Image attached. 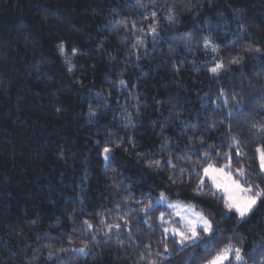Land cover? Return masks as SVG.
I'll list each match as a JSON object with an SVG mask.
<instances>
[{"label":"trees","instance_id":"16d2710c","mask_svg":"<svg viewBox=\"0 0 264 264\" xmlns=\"http://www.w3.org/2000/svg\"><path fill=\"white\" fill-rule=\"evenodd\" d=\"M169 3L176 5L179 22L161 16L153 43L150 33L130 28L133 21L137 27L151 22L142 16L151 9H138L135 0H0V264H147L139 254L145 244L158 247L159 231L135 224L142 218L131 200L130 208L115 206L130 197L146 202L161 191L169 200L215 210L214 223L222 230L217 238L242 240L247 264L264 261V247H258L264 245V204L245 221L222 217V202L193 199L187 177L166 165L148 166L154 160L172 159L181 168L195 162L198 157L185 151L190 137L219 145L233 95L243 105L234 132L242 128L247 138L253 120L264 122V0ZM157 4L163 7L164 0ZM186 33H194L193 48L184 46ZM135 35L146 39L147 48L131 49ZM204 36L219 45L217 59L236 56L241 63H226V71L211 77ZM221 88L229 93L228 108L217 99ZM113 142L120 147L106 162L100 153ZM260 143L246 139L249 166L255 167L252 156ZM109 210L133 220L135 242L123 228L119 237L103 235L96 213H104L106 223L117 222ZM160 211L149 216L155 219ZM84 220L95 225L96 241L82 227ZM69 239L71 248L87 242L89 254L57 251ZM193 252L194 264H200L203 246L175 252L170 264H192Z\"/></svg>","mask_w":264,"mask_h":264},{"label":"snow or ice","instance_id":"6c2138e0","mask_svg":"<svg viewBox=\"0 0 264 264\" xmlns=\"http://www.w3.org/2000/svg\"><path fill=\"white\" fill-rule=\"evenodd\" d=\"M135 6L138 9H144L148 11L147 15H143L144 21H151L146 25L137 27L135 21L130 25V28L135 33H150L153 43L159 35L160 17L170 24L178 23L177 19V7L174 3H169V0H164V6L159 7L157 0H149L148 3H144L143 0H135ZM166 10V11H165ZM186 11H191L190 8H186ZM221 16L223 14H220ZM244 26H240V31H244ZM239 33H237L238 35ZM184 46L186 48H193V36L194 33L184 34ZM124 40H128L127 36L122 37ZM204 51L212 53L211 63L213 66L207 68V72L211 77L216 78L221 75L223 71H226L225 64L239 65L241 59L233 56L228 59L220 57L217 59L220 51L219 45H212L210 39L207 36L202 37ZM130 47L133 50H139L141 48H147L146 39L141 35H135L130 41ZM61 54H64V46H60ZM78 49H72V54L76 55ZM249 52L262 53V49L259 47L248 48ZM136 51L129 52V55H135ZM67 61V57L65 58ZM68 71H73V67L69 64ZM179 73L180 68L175 69ZM122 86L127 85V81H117ZM97 95H100L99 93ZM205 93V97H207ZM229 93L221 88L217 95L218 100H222L224 106L228 108ZM233 107L229 108L224 113L223 118L228 119L229 123L226 125L224 132L221 136L224 140L217 145L216 143H207L203 137H200L198 141L193 142L190 137L188 144L185 147L186 152H191L193 156L198 159L193 162L191 160L185 161L186 167H179L178 164L173 163L172 159H166L164 161L154 160L149 161V167L161 168L166 165L172 169L178 171L181 177H187L188 184L191 186L193 193V199L208 198V200L215 201L217 204L222 202L223 211L219 214L222 217L231 218L235 216L238 222L245 221L249 218L261 204H264V143H260L255 147L252 159L255 162V167L247 164L248 151L246 150V139L252 141L264 142V122L252 121L249 128V136L247 138L242 137L241 131L234 132L233 124L236 123L235 117L238 114V110L243 108V105L232 96ZM217 107L219 105H216ZM264 108V106H260ZM95 113L90 110L89 115ZM131 122V121H129ZM214 123L209 127H214ZM237 127L240 125L237 123ZM257 130L260 135H256L251 130ZM111 135V133L109 134ZM113 147L105 146L101 155L104 160L109 161L114 148H119L120 144L114 143ZM171 150L169 149V152ZM141 156L143 154H140ZM177 159H181L177 157ZM171 183H175V179L172 176L168 177ZM179 195V194H177ZM130 200L139 206L138 212L142 219H136L135 224L138 225L141 222L146 225L149 232L155 233L159 231L160 236L156 240L158 247L152 249V244H145V252L139 254L140 261H147V264H170V258L173 257L175 252H183L188 248H200L206 253L200 260V264H247V259L242 247L243 241L240 240L236 243L233 237H225L223 240L217 238V232L222 231L218 229L217 223H214L215 210L205 211L203 207L197 206L194 202H184L181 200H169V196L166 192L161 191L155 198L144 200H137L134 197L126 199L123 206L117 204L116 209L130 208ZM164 206L167 209H171V213L166 211H160L158 216L155 217V224L152 222V218L149 213L155 212L157 207ZM117 215L119 217L117 222L106 223L103 219L104 213L97 212L96 215L101 217L100 223L103 225V235L106 238H110L113 234L119 237L121 235V229L127 230V235L130 241L135 242L136 236L132 234L131 226L133 220H130L124 216H119V212L113 213L109 210L108 215ZM179 218L178 221L175 218ZM82 227L86 231L90 232L91 240L96 241V236L91 234V230L95 225L89 221H82ZM116 230L113 232V230ZM139 231V229H137ZM235 234V229H232ZM217 240V243L213 241ZM72 240H68V247L60 248L57 251L68 252L72 251L81 255H88L89 248L87 242H82V246L78 248H71ZM120 247H123V242H118ZM258 247H264V245H258ZM255 247L249 257H254ZM55 253L53 251L48 252V258L52 259ZM189 261L194 264L195 253L193 252L189 256ZM187 264V262H186ZM260 264H264L261 261Z\"/></svg>","mask_w":264,"mask_h":264},{"label":"rangeland","instance_id":"374dc122","mask_svg":"<svg viewBox=\"0 0 264 264\" xmlns=\"http://www.w3.org/2000/svg\"><path fill=\"white\" fill-rule=\"evenodd\" d=\"M170 201H172V200H170ZM162 207V211H166V212H169V213H171V209H167L166 207H164V206H161ZM177 221H178V217L177 218H175ZM152 222L155 224V219H152Z\"/></svg>","mask_w":264,"mask_h":264}]
</instances>
